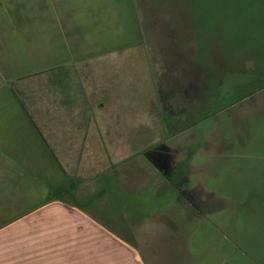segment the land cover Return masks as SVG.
Returning a JSON list of instances; mask_svg holds the SVG:
<instances>
[{
	"label": "crops",
	"instance_id": "0c3cea01",
	"mask_svg": "<svg viewBox=\"0 0 264 264\" xmlns=\"http://www.w3.org/2000/svg\"><path fill=\"white\" fill-rule=\"evenodd\" d=\"M26 5L0 0V68L37 83L30 102L0 106V264H25V254L15 252L30 243L27 238L31 246L39 243V264H73L86 246L91 253L92 241L124 240L90 228L93 221L65 200L81 190L97 192L100 175L117 180L122 193L139 195L142 187L128 174L131 160L141 162L140 152L130 147L183 139V74H190L183 65V32L155 19L150 0H51L52 10L41 4L36 11ZM199 46L194 60L201 96L209 62ZM20 50L26 63L18 60ZM40 65L49 66L37 70ZM22 129L27 136L13 137L12 130ZM32 180L38 199L29 205ZM60 245L73 248L62 252ZM101 248L92 256H108ZM114 254L140 264L133 250Z\"/></svg>",
	"mask_w": 264,
	"mask_h": 264
},
{
	"label": "rangeland",
	"instance_id": "374dc122",
	"mask_svg": "<svg viewBox=\"0 0 264 264\" xmlns=\"http://www.w3.org/2000/svg\"><path fill=\"white\" fill-rule=\"evenodd\" d=\"M26 4L29 10H40L41 4L52 10L51 0ZM150 4L159 15L155 19L180 26L183 65L193 72L187 79L183 74L188 84L183 92V139L173 137L168 145L154 148L130 147L140 152L141 162L131 160L128 174L142 187L139 195L122 193L117 180L100 175L94 183L96 190L100 186L97 192L81 190L76 199L65 200L93 221L90 228L124 240L92 241L91 253L86 246L73 257V264H134L133 257L114 254L129 250L140 264H264V0H150ZM47 21L50 24L51 18ZM199 44L204 46L203 62H209L203 70L201 96L194 60ZM11 50L15 58L17 50ZM20 51L18 60L26 63ZM252 75L253 91L235 100L251 89L243 82ZM36 84L34 77L10 75L0 68V106L16 108L27 98L30 102V89ZM180 86L172 81L174 89ZM25 130H12V135L27 136ZM174 131L171 136H176ZM146 168L151 169L149 176ZM27 188L28 203L33 205L38 199L32 192L35 182ZM24 241L30 243L15 253L25 254V264H39V243L31 246L29 238ZM60 247L62 252L73 248ZM95 248L108 250V256H92Z\"/></svg>",
	"mask_w": 264,
	"mask_h": 264
},
{
	"label": "trees",
	"instance_id": "16d2710c",
	"mask_svg": "<svg viewBox=\"0 0 264 264\" xmlns=\"http://www.w3.org/2000/svg\"><path fill=\"white\" fill-rule=\"evenodd\" d=\"M263 75V74H262ZM260 76V75H259ZM253 80H254V77H253V75L252 76H250L249 77V80H245L243 83H249L250 85H251V89L250 90H246L244 93H242L240 96H237V97H235V100H238V99H240L241 97H243V96H246L248 93H251L253 90H252V88H253ZM242 83V82H241ZM237 87L238 88H242V86L241 85H237ZM210 108V107H209ZM208 108V112H210V111H212V110H214V106H212L210 109Z\"/></svg>",
	"mask_w": 264,
	"mask_h": 264
}]
</instances>
